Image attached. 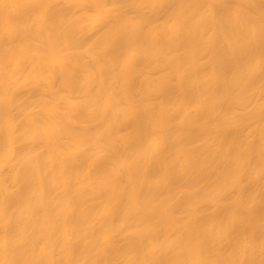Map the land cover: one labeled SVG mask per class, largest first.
<instances>
[{
	"label": "bare ground",
	"instance_id": "6f19581e",
	"mask_svg": "<svg viewBox=\"0 0 264 264\" xmlns=\"http://www.w3.org/2000/svg\"><path fill=\"white\" fill-rule=\"evenodd\" d=\"M0 264H264V0H0Z\"/></svg>",
	"mask_w": 264,
	"mask_h": 264
}]
</instances>
